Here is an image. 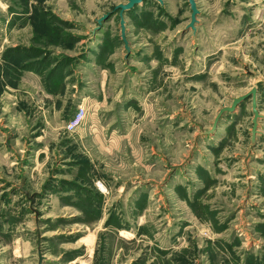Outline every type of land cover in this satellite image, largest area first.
<instances>
[{"label":"rangeland","instance_id":"374dc122","mask_svg":"<svg viewBox=\"0 0 264 264\" xmlns=\"http://www.w3.org/2000/svg\"><path fill=\"white\" fill-rule=\"evenodd\" d=\"M196 2L0 0V264H264V0Z\"/></svg>","mask_w":264,"mask_h":264},{"label":"water","instance_id":"95a60500","mask_svg":"<svg viewBox=\"0 0 264 264\" xmlns=\"http://www.w3.org/2000/svg\"><path fill=\"white\" fill-rule=\"evenodd\" d=\"M159 2H162V0H158ZM191 8H192V16H191V22L189 24V27L195 28L194 24L196 22V15L198 13V8H197V2L196 0H188ZM142 2H144V0H127L126 4H120L118 7L121 8L120 14H121V34H122V38L126 41V37H125V20L123 17V14L125 11L132 9L134 6L141 4ZM103 19V18H102ZM101 19V20H102ZM100 20V21H101ZM252 95L253 98V112H254V118H253V136L255 137L257 134V127H258V118L260 117V113L259 110L257 108V102H256V89H252L249 93L239 96L238 98H235L233 101V104L229 107H225L221 110V112L219 113L218 117L221 116L224 112L226 111H233L235 109V107L242 101L246 100L247 98H249ZM218 119V118H217ZM217 121V120H216Z\"/></svg>","mask_w":264,"mask_h":264},{"label":"bare ground","instance_id":"6f19581e","mask_svg":"<svg viewBox=\"0 0 264 264\" xmlns=\"http://www.w3.org/2000/svg\"><path fill=\"white\" fill-rule=\"evenodd\" d=\"M123 233H124V234H127V232H126V231H123Z\"/></svg>","mask_w":264,"mask_h":264}]
</instances>
